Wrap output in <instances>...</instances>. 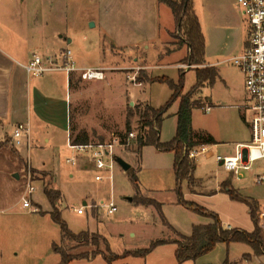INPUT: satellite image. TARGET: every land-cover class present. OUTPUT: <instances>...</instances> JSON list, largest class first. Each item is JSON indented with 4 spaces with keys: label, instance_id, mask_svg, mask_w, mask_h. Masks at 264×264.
<instances>
[{
    "label": "rangeland",
    "instance_id": "374dc122",
    "mask_svg": "<svg viewBox=\"0 0 264 264\" xmlns=\"http://www.w3.org/2000/svg\"><path fill=\"white\" fill-rule=\"evenodd\" d=\"M194 3L206 39V59L221 64L215 85H207L193 95V101L203 104V108L193 112V130L211 136L218 145L211 147L212 155L197 158V185L189 188L185 182L182 191L187 202L217 214L224 229L251 233L254 225L249 207L233 201L222 190V184L230 178L233 189L245 200L259 202L260 210L264 207V185H257L251 173H244L242 179L233 178L220 168L214 156H234L237 144L251 141L245 79L229 62L244 51L249 22L237 7V0H194ZM34 5L20 7V12L27 11L30 18L19 22L16 37L12 38L17 43L15 49L23 54L29 46V36L40 25L33 20L39 8ZM54 7L53 13L50 9L43 10L41 20L49 26L42 30L58 32L59 44L51 47L61 58L60 63L63 59L60 52L65 50L72 53L77 67L96 66L105 71V80L100 82L83 81L80 74L73 77L72 83L59 78L62 81H58L61 82L58 90L69 96L72 105L74 136L90 138L93 145L112 144L119 139L126 146H117L116 154L131 165L133 174L117 168L113 188L108 182H96V171L85 159L87 156L69 148L67 132L34 123L30 133L32 147L27 151L25 147H29L25 144L14 147L11 141L14 129H3L0 124V264H60L61 256L53 249L55 244L71 255H87L72 264H107L102 257L107 254L102 242L98 247L79 246L80 243L63 239L61 228L45 216L53 211L45 195L46 187L61 191L58 206L74 234L101 235L116 255L149 249L157 240H177L179 234L190 238L194 226L207 225L210 220L178 205L174 155L154 147L138 152L136 145L140 113L147 106L164 108L173 96L166 84L147 81L167 77L178 84L184 72V95L197 83L195 65L192 69L181 68L190 65L182 61L187 57L188 47L183 43V32L175 25L171 8L166 3L158 7L155 0H59ZM3 8L9 12L15 9L10 4H4ZM170 50L173 52L169 53ZM143 64L149 70L142 69ZM52 75L46 73L45 78ZM179 105V101L175 102L165 116L161 134L164 143L176 136ZM207 107L211 108L209 113L205 112ZM129 116L134 139L129 135L123 140L129 129ZM72 157H78L77 166L68 164ZM263 166L259 162L254 169L259 171ZM132 175L139 179L138 188ZM29 183L36 190L28 197L32 208L24 209L22 199ZM139 196L161 203L166 222L155 207L137 205L134 199ZM112 200L118 208L114 215L100 206ZM80 209L84 215L78 214ZM260 229L264 235L261 226ZM176 249V245L168 244L145 259L128 257L111 264H177ZM247 253L251 254V250L244 245L219 244L210 255L188 264H224L227 260L243 259Z\"/></svg>",
    "mask_w": 264,
    "mask_h": 264
},
{
    "label": "trees",
    "instance_id": "16d2710c",
    "mask_svg": "<svg viewBox=\"0 0 264 264\" xmlns=\"http://www.w3.org/2000/svg\"><path fill=\"white\" fill-rule=\"evenodd\" d=\"M160 2L166 3L171 8L174 14L176 27L179 32H183L184 34L183 43L187 45L189 54L183 62L197 67V83L188 95H184V72H181L182 77L178 84L167 77L149 79L147 81L149 84H166L173 91V96L164 108L155 109L151 106H147L140 113L141 127L136 140L137 150L141 152L145 147H154L159 152L173 154V168L176 176L175 191L178 196V205L209 219L211 223L194 226L190 238L183 237L179 234L178 236L180 239L157 240L152 243L149 249L116 255L111 251L110 244L105 237L90 234L89 232L76 235L69 229L67 223L62 218V213L58 206V203L62 201L61 191L50 189L49 187L45 188V195L53 208V211L45 216H49L51 220L61 228L63 239L68 242L80 243L79 246H81V244H92L96 247L102 242L107 249V254H102L107 264L124 260L128 257L145 259L150 256L156 248L168 244L177 246L175 253L177 264L197 262L213 253L219 244H226L228 246L231 244L247 245L252 249L255 256L260 257L264 255V235L260 229L258 220L261 206L257 201H248L242 198L233 189V182L230 178L222 184V190L227 192L233 201L245 203L249 207L251 220L254 225V231L251 233L239 229L226 230L217 214L210 213L204 208L185 200L182 191L183 184L187 182L190 188L197 185V180L195 179L197 164L195 161L188 158L185 151L187 150V152H189L203 145H218L211 136L196 134L194 132L193 112L195 109L203 108V104L198 101H193V95L197 90L207 85L214 86L218 80L219 72L215 67L206 66V39L203 34L201 22L194 10V0H160ZM72 81L71 78L70 83H72ZM177 101L180 102V105L177 113L176 136L170 142L164 143L161 141L162 124L168 110ZM131 117L132 116L128 117L127 128L129 129L123 140L131 134ZM71 141L74 145L90 144L89 139L86 137H78L75 141L71 138ZM129 172L133 174L132 169ZM132 180L138 188L139 179L137 175H132ZM134 202L141 206L155 207L165 221L163 205L161 203L143 196L136 197ZM53 249L61 256L60 264H72L75 261L84 260L87 257V255H71L67 251L59 250L56 244L53 246ZM224 264H228V260Z\"/></svg>",
    "mask_w": 264,
    "mask_h": 264
},
{
    "label": "built area",
    "instance_id": "2783aa9c",
    "mask_svg": "<svg viewBox=\"0 0 264 264\" xmlns=\"http://www.w3.org/2000/svg\"><path fill=\"white\" fill-rule=\"evenodd\" d=\"M238 5L243 16L249 22V39L246 50L233 57L229 62L233 64L244 76L245 88L247 92L246 109L250 112V131L251 141L249 144L237 145L235 147L234 156H221L215 154L216 162L225 172L233 176V178L242 179L244 173L254 174V182L262 186L264 185V166L259 171L254 169L259 162L264 164V0H238ZM61 65H58L53 59L35 55L33 60L23 66L28 75L32 77H42L46 73L53 71H63L68 76L70 82L73 74H80L83 81H103L105 80V71L103 69H80L75 63L72 53L66 51L63 53ZM181 68L192 69L193 65L181 66ZM211 108L207 107L205 112L209 113ZM30 125L21 123L17 125L13 132L11 141L16 148L22 147L24 144L30 147ZM130 138L134 139V134H130ZM131 139H129L130 141ZM69 148L75 150L80 156H87L85 159L91 163L96 171V182H108L112 188L115 183L116 169L120 168L117 163L118 155L116 154L117 146L124 147L126 144L119 139L112 144H87L74 145L71 137L68 138ZM211 147L203 145L199 148L191 150L185 154L192 161L197 160L202 155H212ZM71 166L79 164L78 157H72L67 160ZM86 169H89L86 166ZM25 197H23V208L31 209L32 204L29 196L35 192L32 183L28 184ZM108 210L110 215L118 212L115 201L112 200L108 204L100 205ZM92 209L93 206L91 205ZM79 215H84L83 209L78 210ZM260 226L264 231V207L259 213Z\"/></svg>",
    "mask_w": 264,
    "mask_h": 264
},
{
    "label": "crops",
    "instance_id": "0c3cea01",
    "mask_svg": "<svg viewBox=\"0 0 264 264\" xmlns=\"http://www.w3.org/2000/svg\"><path fill=\"white\" fill-rule=\"evenodd\" d=\"M58 3L59 0H1L0 7L2 12L0 13V124L3 129H5L6 127H12L14 131L17 125L21 123L29 124L30 131L31 127L34 126V123L40 124L42 127L46 126L57 131H65L72 138V140L75 141L78 139V136H74V134H76V131H74V129H72L71 127L72 105L69 102V96L67 95V97H65L64 94L58 90L60 89L61 83L58 81H62L64 79L67 83H69L68 76L63 71H53L47 73L54 74L50 77L45 78V74L42 77L36 78L28 75L23 68V66L28 65L33 60L35 55L42 56L44 59L51 58L58 65H61L62 62L60 63L59 61L61 58L58 57L55 52L53 53L51 47L52 44H59L60 39L58 36V32L44 33L42 30L43 27L48 28L49 24L46 23V25H44V22L41 20L43 10L50 9V11L53 13V11L55 10L54 6H57ZM4 4H10L15 7V9L9 12L7 11V9L3 8ZM34 4H37L39 8H37L38 10H36V14L35 16H33V20L39 22L40 25L38 31L36 32L35 30L33 34L29 36V46L23 54L22 52L15 49L14 45H17V43L16 40L12 38L16 30L19 29V22H26L27 19L30 18V16L26 14L27 11L23 10V12H20V7L25 6L26 9L28 8V6L30 7ZM155 4H157L158 7L163 5L160 0H155ZM237 7L239 8L238 0ZM3 12H7V14ZM9 26H11V29H9ZM31 45L35 46V48L31 49ZM166 45V47H169L168 45H170V43ZM247 47L248 42L245 45L244 51ZM64 51L65 50H62L60 53H64ZM172 52L173 50L169 51V53ZM139 61L140 58L137 59V62ZM206 64V66L215 67L218 70L220 77V70L218 69V65L221 64L220 62L210 63L206 59ZM79 68L101 69L100 67L96 66ZM142 69L149 70V67L148 65L146 66L145 64H143ZM76 75L77 74L72 75V80ZM59 78H62V80H59ZM247 125L250 127V121L247 122ZM50 141V139H46V143H50ZM237 145H245V143H239ZM31 147L32 146H30L29 148H25L28 151ZM20 154L24 159L21 152ZM84 206L88 207V204L84 203ZM235 245L240 246V244ZM247 247L251 250V254L247 253L243 257V259H239L238 261L228 260V264H264V255L257 257L254 255L252 249L249 246ZM156 249L153 252H155Z\"/></svg>",
    "mask_w": 264,
    "mask_h": 264
},
{
    "label": "water",
    "instance_id": "95a60500",
    "mask_svg": "<svg viewBox=\"0 0 264 264\" xmlns=\"http://www.w3.org/2000/svg\"><path fill=\"white\" fill-rule=\"evenodd\" d=\"M117 163L119 165V167L124 171V172H129L131 170V165L128 164L126 161H124L122 158H117ZM16 178H18V175L16 176ZM132 199H130L131 201Z\"/></svg>",
    "mask_w": 264,
    "mask_h": 264
}]
</instances>
